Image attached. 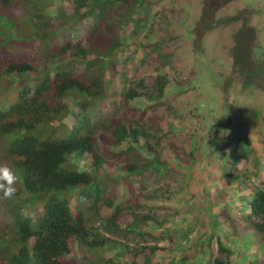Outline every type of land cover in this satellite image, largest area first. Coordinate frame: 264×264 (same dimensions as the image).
Returning <instances> with one entry per match:
<instances>
[{"label": "trees", "instance_id": "1", "mask_svg": "<svg viewBox=\"0 0 264 264\" xmlns=\"http://www.w3.org/2000/svg\"><path fill=\"white\" fill-rule=\"evenodd\" d=\"M165 1L173 4L176 0ZM152 4L153 0H0V19H3L0 25V90L2 92L13 81L16 88L8 98L13 101L0 104V161L7 163L20 177L14 198L4 200L10 225L7 234L0 232V264H117L115 259L122 253L113 258L106 254L109 250L121 249L119 237L128 232L145 234V228L151 227L154 231L158 226L152 216L134 212L133 208L140 206L139 199L145 200L142 196L135 198L134 205L123 202L129 212L124 213L119 204H113L116 196L111 186L115 181L105 171L97 152L89 113L94 103L105 97V60L123 46L117 37L103 49L95 46L93 39L106 22V14L114 10L122 19L120 27H132L131 32L135 34L143 28L140 25L146 23L145 17ZM65 5L71 13L67 20H62L60 17L65 14L61 10ZM51 7H55L52 16L47 12ZM54 19L58 23H54ZM232 19L235 17H225L221 23ZM240 20L242 25L246 24V20ZM64 23L72 27L74 34L81 32L80 36L60 41L56 35ZM211 25L203 29L210 31L217 24ZM7 28L16 31L15 35L11 33L13 41L3 34ZM237 38L234 36V45H237ZM97 39L98 43L100 40ZM149 48L156 60L165 58L157 44L153 43ZM231 55L235 66V54ZM37 57H43L45 61L39 75L35 74L33 63ZM49 64H53L51 75L47 68ZM107 65L114 73V64L109 62ZM78 66L83 72L93 71L84 79L76 73ZM7 76L12 77L9 82L5 79ZM28 77L35 82L29 85L26 80L19 81ZM167 83L166 74L158 70L150 88L144 80H139L136 86L125 83L116 106V111L121 110V116L113 114L99 124L108 136H100L101 148L120 165L126 192L131 196L134 195L133 182L141 175L152 171L159 173L170 167L168 153L167 158L161 160L154 148V143L162 139L149 131L154 125V130L161 136L162 127L172 133L173 124L158 116L154 108L165 101ZM68 98H73L77 107L73 124L69 126L65 122ZM139 98L144 99V108L135 103ZM147 110L153 113L152 118L145 116ZM153 120L161 123L149 126L147 123ZM164 148L165 145L163 151ZM234 153L227 150L225 154L228 155H222L232 158ZM245 153H238L240 160ZM175 155L177 158L178 154ZM71 157L86 159L87 169H77ZM204 159L209 161L202 156V161ZM176 166L180 167L179 163ZM242 182V192L233 190L241 195L244 203L245 210L239 209L240 223L235 228L229 223L223 238H215V256L204 258L200 264H264L262 249L248 246L251 250L243 249L239 254L236 249L248 241L242 240L245 236L240 239L236 233L255 237L264 246V188ZM70 192H75V198L81 204L79 209H71ZM235 198L236 194L232 201ZM103 209L111 210V213L101 216ZM217 225L214 218L208 229L214 231ZM230 235L244 242L230 248L225 245L230 241ZM146 251L154 254L156 248L152 246L135 252L143 257L145 264L149 255Z\"/></svg>", "mask_w": 264, "mask_h": 264}, {"label": "rangeland", "instance_id": "2", "mask_svg": "<svg viewBox=\"0 0 264 264\" xmlns=\"http://www.w3.org/2000/svg\"><path fill=\"white\" fill-rule=\"evenodd\" d=\"M204 7L206 12L201 21ZM61 11L65 15L60 19L67 20L71 9L65 5ZM47 12L54 15L55 7ZM228 16L235 19L221 23ZM145 18L146 23L140 25L143 28L134 34L132 27L121 28L122 19L114 10L110 11L96 36L100 41L97 43V38L93 39L95 46L102 49L116 37L123 43L104 62V99L95 102L89 110L97 152L105 171L115 181L111 186L116 196L113 204H119L124 213L129 212L123 202L134 205L135 198L142 196L145 200L139 199L140 206L133 208L134 212L152 216L158 224L154 231L151 227L145 228V234L140 231L123 234L118 238L121 249L109 250L106 256L113 258L122 253L115 259L117 264H145L143 257L135 252L154 246V254L146 251L149 254L147 264H200L204 258L215 256V238H223L229 223L234 228L240 223L239 209H244V203L241 195L234 191L242 192V181L264 188V0H176L173 4L153 0ZM242 18L246 20L245 25H242ZM57 21L54 19V23ZM2 23L3 19H0V25ZM215 24L210 31L203 29ZM71 28L69 24H61L56 35L60 41L80 36L81 32L74 34ZM10 30L7 28L3 34L12 40L16 31ZM234 36L238 37L237 45H234ZM153 43L165 54L160 61L150 51L149 46ZM231 53L235 54V66ZM109 62L114 64V73L107 65ZM33 63L35 74L39 75L45 66L44 58L37 57ZM47 68L51 75L53 64ZM75 68L77 75L84 79L93 71L86 73L81 66ZM157 70L166 74L168 83L165 101L154 108L158 116L173 124V130L167 133L162 127L161 136L153 125L161 121L153 120L147 124L153 125L150 133L162 139L154 143V148L161 160H165L168 153L170 167L159 173L152 171L141 175L138 178L141 181L133 182L134 195L131 196L126 192L120 165L101 148L99 138L105 133L99 124L113 114L121 116L122 112L116 111V106L125 83L136 86L139 80H144L150 88ZM5 79L9 82L12 77ZM25 80L29 85L35 82L30 77L19 81ZM15 91V82L8 83L2 92L0 90L3 99L0 97V104L12 102L13 99L8 98ZM75 102L73 98L66 99L68 114L65 122L68 126L73 124V116L77 113ZM135 103L139 108L146 105L143 98ZM145 116L152 118L153 113L147 110ZM227 150L235 152L232 158L224 157L228 155L225 154ZM242 151L246 153L240 160L238 153ZM175 154H178L177 158ZM202 156L210 163L206 159L202 161ZM71 161L79 170L88 167L86 159L71 157ZM226 162L229 163L225 165ZM235 194L237 199L232 201ZM68 195L71 209H79L81 204L76 200L75 192ZM245 196L247 198V193ZM110 213L111 210L103 209L101 216ZM214 218L218 225L211 231L208 228ZM9 225L7 207L4 200H0V232L3 235L8 233ZM236 234L245 236L242 238L245 242L248 240L236 248L238 254L243 249L251 250L248 246H252L262 249L264 261L261 242L258 243L255 237L248 238L247 234ZM229 239L225 245L230 248L244 242L234 235Z\"/></svg>", "mask_w": 264, "mask_h": 264}, {"label": "clouds", "instance_id": "3", "mask_svg": "<svg viewBox=\"0 0 264 264\" xmlns=\"http://www.w3.org/2000/svg\"><path fill=\"white\" fill-rule=\"evenodd\" d=\"M19 179V174L12 167L7 163H0V200H11L14 198Z\"/></svg>", "mask_w": 264, "mask_h": 264}]
</instances>
